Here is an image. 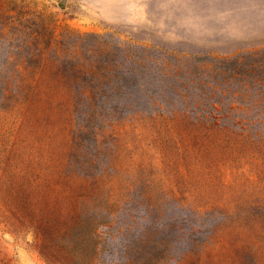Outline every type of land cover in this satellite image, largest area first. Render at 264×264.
<instances>
[{"label":"rangeland","instance_id":"374dc122","mask_svg":"<svg viewBox=\"0 0 264 264\" xmlns=\"http://www.w3.org/2000/svg\"><path fill=\"white\" fill-rule=\"evenodd\" d=\"M24 6L59 41L0 54V264H264V81L235 70L264 0ZM97 66L123 109L93 120Z\"/></svg>","mask_w":264,"mask_h":264},{"label":"trees","instance_id":"16d2710c","mask_svg":"<svg viewBox=\"0 0 264 264\" xmlns=\"http://www.w3.org/2000/svg\"><path fill=\"white\" fill-rule=\"evenodd\" d=\"M24 2L25 0H0V54L6 52L3 58L5 64L12 65L16 71L34 65L45 50L59 41L51 25L39 14L26 8ZM105 68H89L87 74L96 77L97 82L76 87L75 110L79 116L94 120L121 113L123 107L114 102V96H120L122 92L111 82H102L106 77ZM235 70L244 80L252 77L264 81V55L244 62L239 59ZM2 91L7 89L2 88Z\"/></svg>","mask_w":264,"mask_h":264}]
</instances>
